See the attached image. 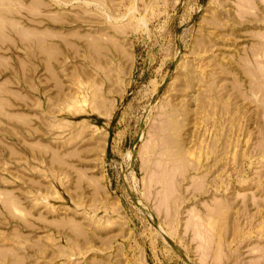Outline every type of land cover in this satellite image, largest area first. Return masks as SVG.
Instances as JSON below:
<instances>
[{"label":"rangeland","instance_id":"374dc122","mask_svg":"<svg viewBox=\"0 0 264 264\" xmlns=\"http://www.w3.org/2000/svg\"><path fill=\"white\" fill-rule=\"evenodd\" d=\"M0 264H264V0H0Z\"/></svg>","mask_w":264,"mask_h":264}]
</instances>
